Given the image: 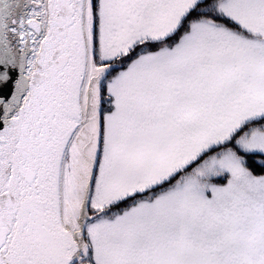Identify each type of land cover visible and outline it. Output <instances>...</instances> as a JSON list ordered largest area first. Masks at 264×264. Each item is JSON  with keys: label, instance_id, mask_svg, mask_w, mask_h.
I'll use <instances>...</instances> for the list:
<instances>
[{"label": "snow or ice", "instance_id": "1", "mask_svg": "<svg viewBox=\"0 0 264 264\" xmlns=\"http://www.w3.org/2000/svg\"><path fill=\"white\" fill-rule=\"evenodd\" d=\"M0 264H264V0H0Z\"/></svg>", "mask_w": 264, "mask_h": 264}]
</instances>
